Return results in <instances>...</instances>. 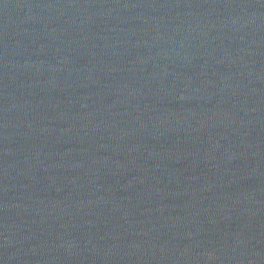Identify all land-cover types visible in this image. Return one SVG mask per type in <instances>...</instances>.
I'll use <instances>...</instances> for the list:
<instances>
[{"label":"water","instance_id":"95a60500","mask_svg":"<svg viewBox=\"0 0 264 264\" xmlns=\"http://www.w3.org/2000/svg\"><path fill=\"white\" fill-rule=\"evenodd\" d=\"M0 264H264V0H0Z\"/></svg>","mask_w":264,"mask_h":264}]
</instances>
